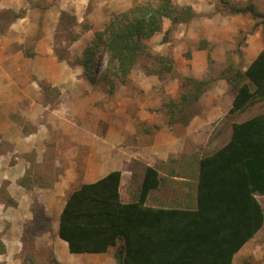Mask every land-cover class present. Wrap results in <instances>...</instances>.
Wrapping results in <instances>:
<instances>
[{
	"label": "rangeland",
	"instance_id": "1",
	"mask_svg": "<svg viewBox=\"0 0 264 264\" xmlns=\"http://www.w3.org/2000/svg\"><path fill=\"white\" fill-rule=\"evenodd\" d=\"M147 1L149 0H0V74L14 69L15 73L30 75L24 70V63H35L38 43L46 42L53 47L54 53L56 46L61 50L65 47L68 49V61H60L56 54L55 57L60 63L67 65L69 73L76 80L69 82L64 79L66 86L60 97L58 89L52 83L35 81L32 70L33 111L28 113L32 121L17 115L22 132H29L31 135L22 140L26 143L17 150L13 143L0 134V264H54L55 258L63 264H116L111 253L88 260H83V255H72L67 243L58 236L60 215L69 195L82 184L99 179L89 175L87 158L89 150L93 149V138L104 132L106 118H113L117 122L122 120L117 127L119 124L125 127L129 125L126 124L129 111H139L145 105L143 113H147L152 104L151 98L158 101L162 99V103L171 100L172 105L182 102V97L188 92L193 95L195 90L191 83L188 82V86L183 87L186 83L184 78L207 80L211 85L199 101L196 104L190 103L185 108V114L177 115L175 120H171V132L175 128L181 131L190 118L187 113L189 111L196 112L198 117H204L205 107L211 102L225 111L223 119L213 122L214 127L205 133V138L210 139L207 145H187L184 146L185 149L183 146L178 147L181 149L179 152L203 157L229 141L234 122H243L264 113V101H258L243 112L229 114L235 91L225 80V76L229 75L225 69L230 64L233 68L245 71L264 49V24L261 19L255 20L250 15H230L219 0L214 8L198 14L189 24L173 26L170 20H165L163 31L156 34L154 42L148 41L152 55L173 60L172 69L165 73L164 78L149 74V69H157V61L143 58L131 71L128 83L117 85L114 95L110 96L108 89L99 82L106 68V57L94 84L84 77L81 66L70 65L82 56L86 44L92 40L95 31L103 28L110 13L127 11L136 2ZM234 1L239 6L252 3L264 14V0ZM62 12L68 13L70 18L77 17L78 20V26H74L70 19H64L66 26L78 36V40L73 43L75 45H71L72 49L66 44L69 32L60 24ZM16 15L22 17L16 19ZM87 26L91 28L89 31L86 30ZM202 41L207 44H201ZM168 42L171 46L168 44L164 48L165 54L158 53L152 46ZM194 64L199 77L192 74ZM55 71L57 72L54 67L51 68V72ZM152 76L158 77L157 85ZM169 79L171 97L165 91ZM221 83H226L227 88L222 90ZM16 84L23 85L24 82L17 81ZM93 89L98 90L100 95L107 96V101L99 96L96 97V105L89 100L86 103L75 100L77 95L82 97L84 93V97H87ZM159 117L163 118L161 115ZM163 120H166L165 125H170L168 118ZM124 130L127 131L126 128ZM93 132L96 136L91 134ZM123 134V142L112 147L113 155L116 153L121 158L126 157V152H136L137 148L133 143L134 139L126 132ZM134 154L136 153L131 154L132 158ZM118 162L119 167H122V163ZM147 163L148 161L132 160L123 164V170L130 169V173L125 174L121 190L125 201L137 198ZM157 166L167 174L171 169V160L157 162ZM24 167L27 173L20 177ZM21 181L26 186H22ZM258 198L264 206V195ZM10 200L17 205L13 206ZM162 200L171 205L170 176L166 177L162 189L151 197V203L154 204H160ZM92 256L94 255L87 254L84 257ZM236 264H264V228L238 256Z\"/></svg>",
	"mask_w": 264,
	"mask_h": 264
},
{
	"label": "trees",
	"instance_id": "2",
	"mask_svg": "<svg viewBox=\"0 0 264 264\" xmlns=\"http://www.w3.org/2000/svg\"><path fill=\"white\" fill-rule=\"evenodd\" d=\"M219 2L230 15H250L264 24V14L252 3ZM196 17L193 7L180 6L174 0L136 2L127 11L110 13L82 56L70 65L81 66L84 77L94 84L106 57L99 82L110 96L117 85L128 83L131 71L143 58L157 61V69H149V74L164 78L173 60L152 55L148 41L163 31L165 20L178 26ZM66 18L74 26L78 20L66 12L61 14V27L69 32L66 44L71 46L78 36L66 26ZM55 54L60 61H68L66 47L61 50L56 46ZM225 70L229 74L225 80L235 91L229 114L264 101V49L245 71L231 64ZM184 80L183 87L189 82L195 92L185 94L179 104L163 102L170 124L177 115L186 113L190 103L196 104L211 85L207 80ZM187 113L189 119L198 115ZM165 182L157 168L148 166L137 198L129 202L122 196L120 170L82 184L69 195L61 212L59 238L72 255L111 253L116 264H233L236 254L264 228V206L258 198L264 195V113L234 122L230 140L200 159L195 208H171L165 201H160L161 206L149 205L152 192ZM20 184L26 186L23 181ZM54 264L63 263L55 258Z\"/></svg>",
	"mask_w": 264,
	"mask_h": 264
},
{
	"label": "crops",
	"instance_id": "3",
	"mask_svg": "<svg viewBox=\"0 0 264 264\" xmlns=\"http://www.w3.org/2000/svg\"><path fill=\"white\" fill-rule=\"evenodd\" d=\"M174 1L180 6H192L197 14H201L208 12L211 8H214L217 0ZM155 37L156 35L151 39V42H154L153 40ZM46 38L48 40L49 36ZM168 44L171 46L170 42L164 44L158 43L152 46L158 53L165 54L166 51L164 48L166 49ZM74 45L75 44L72 46ZM72 46L70 49H72ZM36 52L38 55L36 57L37 59L35 63H31V61H27V63L25 61L24 63V70H27L30 75H27L24 72L22 74L15 73L14 69L0 74V134H2L4 139H6L8 142L13 143L17 150L21 146L25 145L26 142H23L22 140H25V138L30 137L31 135L29 132L27 134L22 132L23 129H21L19 126L20 122L17 120V115L30 119L28 113L33 111L31 102V94H33L32 70L36 77V79H34L35 81H47L52 83V86L58 89L60 97L62 96V93L64 92L63 89L66 86L64 79L67 81L69 80V82L76 81L74 79L75 77L73 78L71 73H69L70 71L67 65L60 63L57 57H55L53 47L49 43L46 44V42H41L40 44L39 42ZM177 59H179V57ZM53 67L57 70V72H51V68ZM182 73L185 75L187 74L186 72ZM192 74L195 77H199L197 75L195 64L193 65ZM152 79L156 85L159 83L158 77L156 78V76H152ZM17 81L24 82V84H16ZM223 85H225V87ZM220 87H222V90H224V88H227V85L226 83H221ZM165 88L167 95L171 97V79L168 80ZM85 94L86 93H84L82 97L77 95L75 100L78 102L82 100L84 103L88 102L89 100V102L92 101V103L96 105V97L99 96V98H103V101H107V96L100 95L99 91L96 89L90 90V94L87 95V97H84L86 96ZM159 100L160 101H158L156 98L150 99V102L153 104H151L149 110L150 112L147 111V113H143L145 105H143L144 107L139 109V111L137 110L132 112V110H130V114L126 115V124L129 125L125 127L122 126V124H119L117 127V124L122 120L117 122L116 120L113 121V118L109 117L105 119L103 129L104 132L103 134H100L101 136L97 137L94 132L91 133L92 135H95L96 138H93V142L91 143L92 146L90 145L93 147V149L89 150L87 158L88 173L90 176H97L99 179H101L112 171L120 170L122 171L123 186L126 178L125 174L130 173V169L125 171L123 170V166L132 160L148 161L146 168L148 166L155 167L159 170L161 177H171V208H195L197 206L199 162L202 157H199L198 154L179 152L181 149L178 147L183 146L185 149L184 146L187 147V145H193L197 147L207 145L210 139L205 138V133L211 127H214L213 122L223 119V116H225V111L220 106L214 104V102H211L207 107H205L206 115H204V117L197 116L193 119H188V122H185V124L182 126L183 128L181 131L175 128V130L171 132V124L168 126L164 124L166 120H163V118H168V116L165 113V110H163V103L161 101L162 99ZM159 115L163 116V118L159 117ZM30 121H32V117ZM124 128H126L127 131H125ZM124 132H126L127 135L129 134L130 137L134 139L133 143L137 146L136 152H133L136 153L134 154L133 158L132 152L128 154L127 152L124 153L126 157L122 156V158L118 157L116 153L113 155L114 151L112 150V147L113 145H120L123 142L125 139L122 137ZM231 135L232 133H230V138ZM116 141L118 142L116 143ZM123 145H125V143H123ZM171 145L173 146L171 147ZM97 147L100 148L97 149ZM115 156H117V158ZM170 160L171 169L169 172H166L167 174H164V172L160 170L161 167L158 168L157 162H167ZM118 161L122 163V167H119ZM14 168H16V166ZM27 169L24 167L23 171L20 172V175L22 174L20 177L26 175ZM20 177H18V179H20ZM161 189L162 188H160V190ZM157 191L159 190L153 191L150 196L148 204L151 206H161V202L160 204L151 203V197ZM257 236L258 235H256L255 238ZM255 238H253L250 242H252ZM250 242H248L243 247V249L238 254H236L233 264H236L238 256L244 251ZM106 254H94L92 257H84L87 255L85 254L81 257L83 260H85V258L88 260L91 258L102 257Z\"/></svg>",
	"mask_w": 264,
	"mask_h": 264
}]
</instances>
